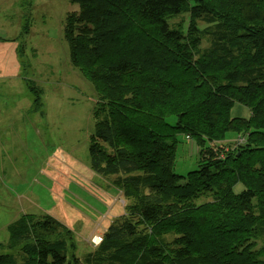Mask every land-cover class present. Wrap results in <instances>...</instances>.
Masks as SVG:
<instances>
[{
    "label": "trees",
    "instance_id": "obj_1",
    "mask_svg": "<svg viewBox=\"0 0 264 264\" xmlns=\"http://www.w3.org/2000/svg\"><path fill=\"white\" fill-rule=\"evenodd\" d=\"M69 1L68 59L95 96L89 167L126 202L81 255L69 226L21 213L0 264H264V0ZM177 135L198 150L184 176Z\"/></svg>",
    "mask_w": 264,
    "mask_h": 264
},
{
    "label": "rangeland",
    "instance_id": "obj_2",
    "mask_svg": "<svg viewBox=\"0 0 264 264\" xmlns=\"http://www.w3.org/2000/svg\"><path fill=\"white\" fill-rule=\"evenodd\" d=\"M76 9L69 0H0V241L21 213L49 214L70 227L81 255L126 200L89 167L94 91L70 64L63 38L65 15ZM24 77L43 90L41 114L31 111ZM241 108L231 116H247ZM176 139L173 169L184 176L197 168L198 150L183 135ZM235 139L229 133L217 144Z\"/></svg>",
    "mask_w": 264,
    "mask_h": 264
},
{
    "label": "built area",
    "instance_id": "obj_3",
    "mask_svg": "<svg viewBox=\"0 0 264 264\" xmlns=\"http://www.w3.org/2000/svg\"><path fill=\"white\" fill-rule=\"evenodd\" d=\"M101 240V236L100 235H94L92 238V243L93 244H98Z\"/></svg>",
    "mask_w": 264,
    "mask_h": 264
}]
</instances>
